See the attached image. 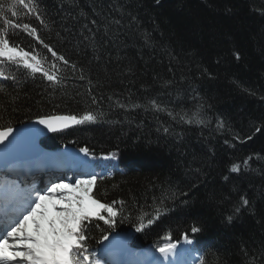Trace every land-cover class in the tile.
<instances>
[{
	"label": "trees",
	"instance_id": "16d2710c",
	"mask_svg": "<svg viewBox=\"0 0 264 264\" xmlns=\"http://www.w3.org/2000/svg\"><path fill=\"white\" fill-rule=\"evenodd\" d=\"M26 3L34 10L7 12L13 23L0 20V29L59 82L0 57V128L43 115L97 116L44 140L48 150L115 153L93 195L115 201L120 215L112 228L93 220L89 251L112 232L131 233L134 248L188 234L197 264H264V0ZM154 208L161 214L149 226Z\"/></svg>",
	"mask_w": 264,
	"mask_h": 264
},
{
	"label": "snow or ice",
	"instance_id": "6c2138e0",
	"mask_svg": "<svg viewBox=\"0 0 264 264\" xmlns=\"http://www.w3.org/2000/svg\"><path fill=\"white\" fill-rule=\"evenodd\" d=\"M34 7L35 5L26 3V0H12L7 5L0 2V20H3L5 25H11L13 22L7 17V12H11L12 16L16 17L19 15L18 8L31 12ZM15 27L18 28L20 25L17 23ZM24 28L28 29L29 25L25 24ZM36 32V28H31V34L35 35ZM7 35L6 29H0V57H6L8 61H16L19 58L23 66L31 69L33 73H42L49 81L59 82L56 75L43 70L41 60L35 55L10 47ZM36 39L40 40V37L36 35ZM40 43L43 44L44 41L40 40ZM44 46L49 48L47 44ZM49 51L52 56H57L55 51L50 48ZM237 58H239L238 54ZM58 59L68 64L63 56H58ZM72 67L75 68V65ZM3 75L4 73L0 71V76ZM3 90L0 87V91ZM96 121V115L86 112L79 118L75 115H43L38 118L37 123L44 125L51 132H57L72 125H83L86 122ZM197 122L203 123L202 120H197ZM14 131L11 126L0 128V144L8 141ZM256 131L259 132L260 129L257 128ZM80 151L85 156L90 155L87 147L81 148ZM112 158H115V153ZM231 170L239 171V165L234 164ZM96 183L97 176L91 174L73 183L60 181L50 182L44 188L33 186L30 191L25 192L18 199L8 200L13 207L14 215L9 216L5 213L6 219L0 224V264H102V259L89 251L87 245L89 226L92 225L93 220H97L103 221L109 228H112L120 212L114 207L115 201L102 202L93 195ZM243 204L248 205L249 201L243 199ZM153 212L154 215L147 219L149 226L159 219L161 209L154 208ZM228 219L231 220V217ZM95 226L99 227L98 224ZM145 226L144 216H141L136 231H142ZM200 231L199 227L191 228L192 233ZM109 235L105 234L103 240H109ZM166 239L170 240L171 236ZM183 239L186 244L193 243L188 234H184ZM157 251L163 258L159 264H164V261L168 264H177V261L172 259L177 255L176 243H164Z\"/></svg>",
	"mask_w": 264,
	"mask_h": 264
},
{
	"label": "rangeland",
	"instance_id": "374dc122",
	"mask_svg": "<svg viewBox=\"0 0 264 264\" xmlns=\"http://www.w3.org/2000/svg\"><path fill=\"white\" fill-rule=\"evenodd\" d=\"M72 149L76 151L65 150L67 151L68 155H64L63 152H58L55 154L56 160H58L62 164H60L61 166L54 161V163L52 162L49 164H30L28 168L21 167V171L27 169L25 172L22 173L16 170L18 168H11L16 175V179L7 177V180L9 182L14 181L16 186H21L22 193H25L27 191H30L33 186L41 188V184L37 176H41L42 174L47 175V178H51L47 182L45 181L44 187H46L49 185L50 182L63 181L66 183H73L75 180L80 178H87L91 174H95L97 176L98 174H107V172H109V162L111 160H114V158H112L111 156H104L102 159L93 158L89 155L85 156L83 154L80 156V153L77 152L80 150L74 148ZM53 156L54 155H52L51 153L44 151L40 154V159L38 158L34 160L42 161L43 158L50 159V157ZM69 156H73L71 162L69 161ZM105 157H108V159H105ZM60 158L63 159L59 160ZM43 169L46 170V174L42 172ZM24 173L26 176H24ZM4 177H6V175L2 170L0 173V181L3 180V182L7 184ZM34 177H36V179H34ZM158 248L152 245L145 246L144 248L135 252V255H138L139 257L137 256V258L134 259L131 258L129 262H132V264H147L149 262V258L153 257L155 259V262L153 264H159L160 260H162L163 258L157 251ZM186 249L187 251H185ZM103 255H105V258L101 256L102 264L105 261L107 262V264H119V261L125 259V253H123L122 251H115L113 253L108 254L104 253ZM172 259L177 261V263L182 262V264H195L198 261L199 257L194 250L193 243L189 245L186 244L185 241H182L180 243H177V255ZM114 260L116 261L114 262ZM164 264H168V262L164 261Z\"/></svg>",
	"mask_w": 264,
	"mask_h": 264
},
{
	"label": "water",
	"instance_id": "95a60500",
	"mask_svg": "<svg viewBox=\"0 0 264 264\" xmlns=\"http://www.w3.org/2000/svg\"><path fill=\"white\" fill-rule=\"evenodd\" d=\"M37 121L38 118L12 127L15 130L13 135L4 144H0V167L26 163V161L33 157H38L45 151L41 142L42 139L56 132L49 131L44 125L38 124ZM74 126L76 125L57 132ZM129 239V233H112L109 235V240L102 241V248L104 250L118 248L129 252L131 251L128 246Z\"/></svg>",
	"mask_w": 264,
	"mask_h": 264
},
{
	"label": "bare ground",
	"instance_id": "6f19581e",
	"mask_svg": "<svg viewBox=\"0 0 264 264\" xmlns=\"http://www.w3.org/2000/svg\"><path fill=\"white\" fill-rule=\"evenodd\" d=\"M65 150H67V151H76V150H73V149H64V150H62V151H60L61 153L63 152L64 153V155H68V153H67V151H65ZM59 152V153H60ZM77 152H79L80 153V156L83 154L84 155V153H81L80 151H77ZM58 153V152H57ZM73 157V156H72ZM71 156H69V161L71 162L72 161V158ZM53 158L55 159V161L57 162V164L58 165H60L61 163L58 161V160H56V157L55 156H53ZM65 158V157H64ZM80 158V157H79ZM51 159V158H50ZM61 159H63V158H60L59 160H61ZM45 162H49V160L47 159L46 161H43L42 163H45ZM65 162V161H64ZM46 164H49V163H46ZM62 165V164H61ZM60 165V166H61ZM27 170V169H26ZM26 170H24V171H21L20 170V172L22 173V172H25ZM32 173V172H31ZM44 176V177H43ZM37 178H39V182H40V184H41V188H43L44 186H45V181L47 182L49 179H51V178H47V175H44V174H42L41 176H37ZM53 178V177H52ZM34 179H36V177H34ZM139 257V256H138ZM116 260H114V262H115ZM161 261V260H160ZM150 262V263H149ZM149 262L147 263V264H153L154 262H155V259L153 258V257H151V258H149ZM177 264H182V262H178Z\"/></svg>",
	"mask_w": 264,
	"mask_h": 264
}]
</instances>
